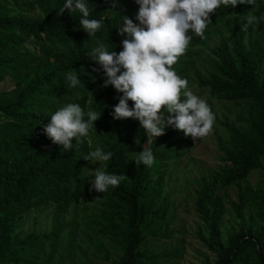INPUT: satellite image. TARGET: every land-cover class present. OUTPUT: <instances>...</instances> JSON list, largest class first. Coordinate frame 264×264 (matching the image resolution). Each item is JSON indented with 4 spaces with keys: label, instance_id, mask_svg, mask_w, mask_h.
Returning <instances> with one entry per match:
<instances>
[{
    "label": "trees",
    "instance_id": "trees-1",
    "mask_svg": "<svg viewBox=\"0 0 264 264\" xmlns=\"http://www.w3.org/2000/svg\"><path fill=\"white\" fill-rule=\"evenodd\" d=\"M9 1L18 11L25 7L36 11V16L14 13ZM28 1L0 0V84L12 82L10 89L0 92V264H51L53 246L64 229L55 225L49 233L22 235L18 222L47 204L54 206L56 215L76 204L80 183L93 178L82 176L85 161L80 159L96 146L113 154L106 171L126 178L117 187L96 193L99 210L86 219L87 231L113 245L118 254L114 264L178 259V250L155 254L144 245L149 239L171 238L172 213L162 177L184 135L166 128L150 143L137 121L112 120L111 107L119 94L111 86L99 87L102 74L91 71L97 66L86 55L97 40L108 43L109 50L115 45L118 52L120 15L131 19L137 6L132 0H118L116 7L111 0H89L91 18L102 23L94 36L86 37L78 13H59L63 0ZM250 20L255 31L248 29ZM216 29L228 34L230 42L221 41L213 48L211 73L198 78L197 87L207 90L212 101L247 103L248 112L242 129L221 124L228 140L220 147L224 153L220 169L197 184L195 212L207 228V235L198 232V238L214 254V264H264V0H223L209 14L204 38L192 35L172 66L178 76L187 78V65L199 58ZM71 69L78 72L84 89L68 87L64 74ZM66 103H79L85 111L102 108L93 126L95 146L88 147L82 138L78 149L64 151L42 134L48 116ZM141 148L151 149V167L135 163ZM255 170L261 174L257 186L240 188L238 183ZM232 185L238 186L237 203L231 204L234 214L240 217L245 209L252 210L257 227H241L224 239L220 231L224 205L216 191ZM56 264H65L64 259Z\"/></svg>",
    "mask_w": 264,
    "mask_h": 264
},
{
    "label": "clouds",
    "instance_id": "clouds-1",
    "mask_svg": "<svg viewBox=\"0 0 264 264\" xmlns=\"http://www.w3.org/2000/svg\"><path fill=\"white\" fill-rule=\"evenodd\" d=\"M132 2L137 6L135 15L131 19L120 15L122 19L116 29L117 36L122 37L120 50L114 51L116 46L112 44L109 50L108 43L97 40L86 53L88 61L97 66L91 71L102 74L99 87L111 86L119 94L111 107V119L137 121L138 129L147 134L150 143L163 135L166 127L192 139L206 136L213 127L215 115L207 101L195 94L188 80L178 76L172 66L184 54L192 35L204 38L209 14L223 0ZM117 3L118 0H111L112 7ZM65 10L68 14H79L78 24L86 37L94 36L100 29L102 20L91 18L93 7L89 0H63L59 13ZM64 79L69 88L84 89L77 71L66 72ZM98 107L100 111H85L79 103H66L48 116L42 134L60 150L78 149L89 130L94 133V122L102 111ZM112 155L99 146L82 155L80 160L98 165L94 170L87 168L93 174L87 181L89 191L105 193L126 178L106 171ZM153 162L151 149L141 148L136 153V164L151 167Z\"/></svg>",
    "mask_w": 264,
    "mask_h": 264
},
{
    "label": "rangeland",
    "instance_id": "rangeland-1",
    "mask_svg": "<svg viewBox=\"0 0 264 264\" xmlns=\"http://www.w3.org/2000/svg\"><path fill=\"white\" fill-rule=\"evenodd\" d=\"M29 3L28 0H24ZM9 9L20 15L35 17L36 11L23 9L18 11L13 1L8 2ZM23 8V7H22ZM248 29L255 31L252 20ZM221 41L230 42V37L221 29H216L207 39L205 47L200 51L199 58L187 65L186 79L193 92L205 99L215 115V121L211 131L204 137L192 139L183 137L181 144L176 145V158L173 162L165 164V174L162 177L163 194L168 197L172 218L168 231L169 240L149 239L144 248L155 254L180 251L178 259L164 264H214L215 256L199 240L198 232L207 235V228L195 212V191L201 177L212 176L220 169V159L224 156L220 149L226 146L228 140L227 131L221 126L227 123L236 129H242L248 112V104L242 102L212 101L207 90L199 91L198 78H206L211 73L213 60L211 51ZM12 82L5 80L0 84V92L10 89ZM168 128V127H166ZM165 128V129H166ZM136 136H133L135 139ZM83 139L88 147L97 144L96 131L89 130V134ZM149 141V139H148ZM98 165H89L85 161L82 176L93 175L88 171L94 170ZM88 168V169H87ZM261 179L258 170L253 171L246 180L238 183L240 188L248 186L255 188ZM89 181V180H88ZM238 186L218 188L216 194L222 199L224 216L220 224V231L225 239L234 230L257 227L251 220L252 210L245 209L240 217H237L231 204L237 203ZM81 197L76 204L68 208L64 213L56 215L52 204L39 207L37 210L24 215L18 222V232L22 235L35 232L37 234L49 233L55 225L63 228L59 240L53 246L54 255L51 264H56L62 258L65 264H114L118 254L111 243L95 239L87 231L85 222L88 216L96 214L99 210L95 192L89 191L87 181L80 183ZM55 218H57L55 220ZM37 264H41L37 262Z\"/></svg>",
    "mask_w": 264,
    "mask_h": 264
}]
</instances>
